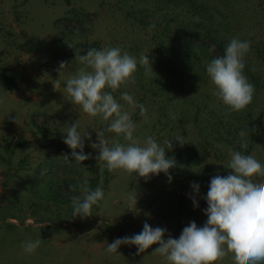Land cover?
<instances>
[{"label": "rangeland", "instance_id": "obj_1", "mask_svg": "<svg viewBox=\"0 0 264 264\" xmlns=\"http://www.w3.org/2000/svg\"><path fill=\"white\" fill-rule=\"evenodd\" d=\"M69 1L0 0V264H167L152 254L157 245L140 255L135 245H121L111 254L106 247L139 234L145 222L165 228V239H178L193 221L203 227L208 207L203 197L214 176L231 171L230 149L264 164V0H194L192 7L189 0ZM183 21L193 27L181 38L210 51L216 48L204 37L207 30L219 29L223 40L251 42L244 58L262 87L254 88L246 109L226 114L206 69L191 67L185 54L176 53L171 41ZM105 47H119L138 61L148 55L153 72L146 76L138 63L135 83L113 95L132 112L134 136L141 142L153 136L166 147L172 140V149H166V157L176 161L171 181L165 173L145 179L102 170L96 160L98 149L90 145L98 143L97 132L107 122L72 104L64 81L83 66L76 55ZM61 62L68 66L59 76ZM125 91L144 105L145 116L120 100ZM77 120L91 135L84 153L92 158L80 164L62 158L72 151L63 142L66 128ZM241 130L249 133L246 150L240 148ZM105 138L109 144L128 143L113 133ZM85 179L93 190L102 187L105 199L92 207L91 216L73 217L71 197L81 193L69 185ZM254 181L264 183V177ZM36 239L40 246L26 254L21 244ZM217 264L234 262L228 255Z\"/></svg>", "mask_w": 264, "mask_h": 264}, {"label": "clouds", "instance_id": "obj_2", "mask_svg": "<svg viewBox=\"0 0 264 264\" xmlns=\"http://www.w3.org/2000/svg\"><path fill=\"white\" fill-rule=\"evenodd\" d=\"M250 46V41L233 37L225 46L224 54L212 59L206 67L214 86L213 95L226 106V114L242 111L253 101L254 85L244 75V57ZM75 59L83 66L65 79V91L72 104L78 105L83 113L107 122V127L97 132L98 143L90 145L98 149L96 160L102 170L120 169L145 179L153 174L168 175L169 169L176 166L173 158L166 157V149L173 147L172 140L164 142L166 147L157 143L153 136L141 142L134 136L136 124L132 112L124 110L113 95L122 86L135 83L138 63L144 67L146 76L153 72L148 55L141 54L138 61L119 47H105L89 48L86 54L76 55ZM67 66V62L60 63L57 69L59 76ZM59 84L58 79L54 88ZM120 100L126 102L132 111L139 108L140 115H146L144 105L137 104L129 92H122ZM65 133L63 142L72 150L70 156H62L65 162L80 164L92 158L90 153H84L85 139L90 141L91 135L80 127L78 120L68 126ZM105 133L122 136L128 143L117 139L109 144ZM248 135L244 130L239 133L241 149L248 148ZM175 140L184 144L183 137L178 136ZM229 155L227 168L231 171L227 176H214L206 197H203L208 205L205 210L207 221L203 227H198L193 221L183 228L178 239L171 236L165 239V228H152L145 222L139 234L115 239L107 244L106 251L118 253L121 245H135L138 249L136 255H140L157 245L152 254L160 255L167 264H217L228 255L234 264H264V183L254 181L255 177H264V164L255 156L241 151L230 149ZM168 179L171 181L172 177L168 175ZM191 187L199 195L200 186L193 182ZM69 189L72 192L79 189L81 193L71 197L73 217L91 216L92 207L105 199L102 187L91 189L87 179L75 186L69 185ZM130 199L137 203L136 197ZM191 199L198 207L195 196ZM40 244L41 239L29 240L21 247L26 254H32Z\"/></svg>", "mask_w": 264, "mask_h": 264}, {"label": "trees", "instance_id": "obj_3", "mask_svg": "<svg viewBox=\"0 0 264 264\" xmlns=\"http://www.w3.org/2000/svg\"><path fill=\"white\" fill-rule=\"evenodd\" d=\"M173 1V0H169ZM68 3H70L69 0H67ZM189 5H194V0H189ZM192 7V6H191ZM193 27L192 24L187 23L186 21H183L181 25L178 27L176 33L174 34L175 37L173 38L174 40L171 41V43L174 45V49L177 54H185L187 59L190 61V66L196 65L197 68H199L202 71H205L208 63H202V59H210V61L218 56H222L224 54L225 46L227 43L230 41L229 39H224L221 37V34L219 33V29L215 30L214 33L211 31L207 30L204 34V37L206 36V39H209L211 44L215 46V50L210 51L206 48L205 45L203 46H197V44H194L195 40L191 39L190 41L187 40L185 37L181 38V34L183 35L185 31L190 30ZM193 32H189V36ZM190 39V38H189ZM264 61V56L262 58ZM245 62V68H244V75L248 78V81L254 85V88L257 90L261 88L262 86L260 85V82L254 75V67L252 65V62L248 59L244 58ZM2 83H5V80L1 79ZM252 119V118H251ZM250 124L252 122L250 121ZM95 174L98 176L97 170H95Z\"/></svg>", "mask_w": 264, "mask_h": 264}]
</instances>
